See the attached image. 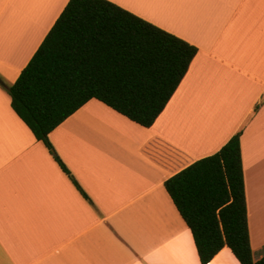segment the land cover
Segmentation results:
<instances>
[{
  "label": "crops",
  "instance_id": "1",
  "mask_svg": "<svg viewBox=\"0 0 264 264\" xmlns=\"http://www.w3.org/2000/svg\"><path fill=\"white\" fill-rule=\"evenodd\" d=\"M197 48L150 128L91 99L48 136L0 85V264H201L164 183L240 136L252 259L264 256V0H106ZM69 0H0L12 85ZM2 82L0 84H2ZM208 264H240L223 248Z\"/></svg>",
  "mask_w": 264,
  "mask_h": 264
},
{
  "label": "trees",
  "instance_id": "2",
  "mask_svg": "<svg viewBox=\"0 0 264 264\" xmlns=\"http://www.w3.org/2000/svg\"><path fill=\"white\" fill-rule=\"evenodd\" d=\"M177 49L194 55L190 60L167 55ZM196 54V47L106 0H69L16 81L2 87L13 112L69 178L48 138L55 128L91 99L150 128ZM240 136L164 183L201 264L225 247L240 264H264V256L252 259Z\"/></svg>",
  "mask_w": 264,
  "mask_h": 264
},
{
  "label": "snow or ice",
  "instance_id": "3",
  "mask_svg": "<svg viewBox=\"0 0 264 264\" xmlns=\"http://www.w3.org/2000/svg\"><path fill=\"white\" fill-rule=\"evenodd\" d=\"M113 11H115V9ZM167 55H170L171 57L178 59V60H185V58H187V60H190L191 56L194 55V53L191 52L190 50H187V49H184V50L177 49L175 51H171V52L167 53ZM0 82H2V81H0ZM2 84H3V82H2ZM2 84H0V85H2ZM3 86L5 88H7V85H3ZM256 106L258 109L264 107V95H262L259 98L258 102H256ZM53 155H55L54 152H53ZM69 179H73V177L70 175Z\"/></svg>",
  "mask_w": 264,
  "mask_h": 264
},
{
  "label": "water",
  "instance_id": "4",
  "mask_svg": "<svg viewBox=\"0 0 264 264\" xmlns=\"http://www.w3.org/2000/svg\"><path fill=\"white\" fill-rule=\"evenodd\" d=\"M0 81H1V79H0ZM1 83V82H0Z\"/></svg>",
  "mask_w": 264,
  "mask_h": 264
}]
</instances>
